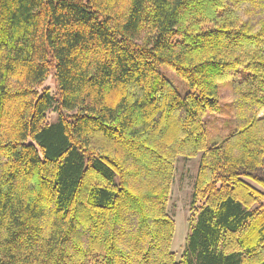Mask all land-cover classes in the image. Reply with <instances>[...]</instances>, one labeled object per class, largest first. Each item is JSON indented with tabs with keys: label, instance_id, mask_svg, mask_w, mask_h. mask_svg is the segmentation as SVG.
<instances>
[{
	"label": "trees",
	"instance_id": "16d2710c",
	"mask_svg": "<svg viewBox=\"0 0 264 264\" xmlns=\"http://www.w3.org/2000/svg\"><path fill=\"white\" fill-rule=\"evenodd\" d=\"M0 264H264V0H0Z\"/></svg>",
	"mask_w": 264,
	"mask_h": 264
},
{
	"label": "rangeland",
	"instance_id": "374dc122",
	"mask_svg": "<svg viewBox=\"0 0 264 264\" xmlns=\"http://www.w3.org/2000/svg\"><path fill=\"white\" fill-rule=\"evenodd\" d=\"M160 73L170 78L178 87L182 95L187 91V84L181 80L170 69L161 68ZM43 88H47L54 96H58V86L53 74L44 83ZM221 111L219 114L210 115L206 118L207 125L213 132H226L228 127L221 126L220 122L228 118V105L231 100V88L228 83L221 84ZM58 112L51 111L48 114L50 123L58 120ZM201 156V155H200ZM200 156L196 158L179 157L176 163L175 179L172 187L171 197L168 205V213L176 222V232L173 239L172 251L175 253L177 261H180L186 249L187 237L190 234V220L194 213L192 211L193 188L199 170ZM198 206V205H197Z\"/></svg>",
	"mask_w": 264,
	"mask_h": 264
}]
</instances>
